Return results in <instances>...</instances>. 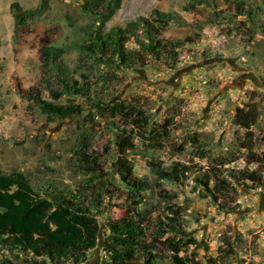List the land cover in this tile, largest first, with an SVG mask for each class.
<instances>
[{"label":"rangeland","instance_id":"374dc122","mask_svg":"<svg viewBox=\"0 0 264 264\" xmlns=\"http://www.w3.org/2000/svg\"><path fill=\"white\" fill-rule=\"evenodd\" d=\"M199 1L0 0V173H23L43 198L85 196L100 230L82 264L117 252L144 264L145 244L159 264H264V0ZM140 18L155 27V53L139 44ZM117 28L131 63H113L104 43ZM97 36L99 55L84 47ZM46 48L61 50L60 78ZM72 79L91 92L56 99ZM38 97L82 111L44 113ZM177 164L181 182L158 179L154 166ZM125 219L141 227L130 247L113 240ZM29 262L51 264L0 247V264Z\"/></svg>","mask_w":264,"mask_h":264},{"label":"trees","instance_id":"16d2710c","mask_svg":"<svg viewBox=\"0 0 264 264\" xmlns=\"http://www.w3.org/2000/svg\"><path fill=\"white\" fill-rule=\"evenodd\" d=\"M199 3L202 4L201 0ZM153 16L158 23L168 25L169 19L166 14L155 11ZM24 17V13L17 15V18L20 19ZM137 24L143 27L145 32L144 40L139 41L140 46L148 53H155L161 46V42L156 41L153 36L155 27L145 18L138 19ZM126 36V32L117 28L108 34L107 41L104 42L113 48L114 57H117V61L114 60L113 63L117 65L131 63L134 60L135 54L125 52ZM95 38L96 46L86 45L85 49L91 54L104 53L106 50V45L103 43L104 38L101 36ZM101 43L103 45L100 47ZM59 52H61L60 49H45V56L59 69L58 77L60 78L61 68L57 63ZM59 82L62 88L53 92L56 99H60L63 93L85 97L91 92L77 80H59ZM35 102L44 113L60 118L78 115L82 111L80 106L53 105L43 101L40 97L36 98ZM108 110L113 116L120 112L118 105ZM158 136L162 138V135ZM154 168L157 169L159 180L175 183L181 182L187 171L185 166L179 164L162 169L156 165ZM242 179L257 184L260 182V176L256 172L247 171L243 173ZM98 180L99 177L94 175V178L88 182L93 185ZM78 200L76 196H72L70 201L63 200L58 196L43 198L36 194L23 173H0V247L44 257L51 264H82L86 262L88 253L97 246L100 227L96 215L93 214V209L84 203L85 196L83 194L78 196ZM94 207L99 209L98 204ZM140 229L139 225L125 219L115 230L116 235L113 240L115 244L124 247L138 244L136 239L140 236ZM149 246L150 244H145L142 247L145 250L139 252V259L144 264H159L158 257L154 252H146ZM234 252V248L229 245L225 254L232 255ZM128 257L127 252H117L112 254L110 264H126V260L130 259ZM170 258L171 264H182L177 255H172Z\"/></svg>","mask_w":264,"mask_h":264}]
</instances>
